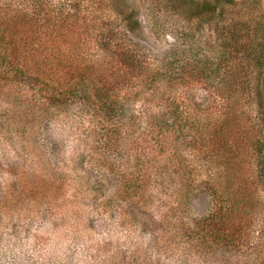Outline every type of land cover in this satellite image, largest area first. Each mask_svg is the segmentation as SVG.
I'll list each match as a JSON object with an SVG mask.
<instances>
[{"label":"rangeland","instance_id":"1","mask_svg":"<svg viewBox=\"0 0 264 264\" xmlns=\"http://www.w3.org/2000/svg\"><path fill=\"white\" fill-rule=\"evenodd\" d=\"M40 1L43 5L44 0H0V23L16 41L9 55H16L22 68L15 73L8 67V76H0V264H264V64L253 65L241 110L234 113L214 85L195 75L191 82L186 76L191 72L183 68L186 60L217 57L221 17L240 24L251 15L264 36V0H229L220 15L208 18L197 14V7L206 1L217 8L226 0H46L64 8V15L85 13L80 20L88 27V15L119 13L120 23L110 24L121 32V42L143 55L146 73L161 61L177 66L174 76L183 79H174L170 99H204L193 105L199 108L196 128L170 130L140 160L122 137L118 149L100 144V124L89 119L78 97L49 96L64 83L54 80L48 96H38V85L25 80L22 71L36 70L29 56L34 49L44 47L45 62L64 67L57 60L76 45L81 30L68 17L73 32H56L64 15L38 9ZM31 13L41 16L38 29L46 42L39 45L35 26L18 21ZM107 21L103 17V24ZM97 43L84 44L94 67L105 55L112 58L111 51H96ZM22 47L25 53L18 50ZM235 54L245 65L256 50ZM119 68L116 62L105 71L115 85L114 106L120 113L123 108L137 113L138 99L126 97L131 90L113 79ZM146 90L143 97L154 100ZM151 103L145 105L157 113ZM187 112L194 115L191 108ZM117 119L125 122L123 114ZM115 173L144 175L135 187L138 196L127 194L122 202V178L114 180ZM220 209L227 218L215 217Z\"/></svg>","mask_w":264,"mask_h":264},{"label":"trees","instance_id":"2","mask_svg":"<svg viewBox=\"0 0 264 264\" xmlns=\"http://www.w3.org/2000/svg\"><path fill=\"white\" fill-rule=\"evenodd\" d=\"M227 3H229V0L218 3L220 7L216 8L212 2L204 1V3L197 7L196 10L199 12L197 14H203L205 18H208V15L218 16ZM35 6L41 10H46V8H51L53 11L60 10V16L64 15L61 12L64 8L56 7L52 2L47 3L46 0L43 1V5L42 1H40ZM73 6L76 7L75 5ZM80 9L81 7H77L78 11H80ZM117 14L119 13H96L97 16L99 15L96 22L94 18L96 15L94 16L92 14V17L88 15L89 23H92V27H88V25H85L80 20L85 17V13H66L64 15V20L56 25V32L65 29L71 34L73 28H75V26L69 25L68 19L71 17L81 30L77 34L78 36L75 37L74 42L76 45L72 48H68V50L64 52L63 57L57 60V63L64 65V67L57 66L56 64L51 65L54 64L53 62H50L51 64L49 62L46 63L45 55L42 50L43 47L42 49H34V52H36L35 55H29L34 57V63H37L35 66L36 70L31 69L32 75L34 76L30 75L31 73L27 74L24 71L22 72L27 83L30 82L38 85V96H48L46 95V91L54 85L50 82L58 80L60 83H64V86H61L58 91L56 89L49 96L54 98L56 94L60 96L64 93H68V96L72 99L78 97L82 106H84V112L89 114V119L100 124L99 134L100 136H104V142L100 144H102L106 150H108L110 146H112L113 149H118L116 147L117 144H119L117 137H122L123 140L132 143V147H129L130 151L131 153L132 151L135 152L133 156L140 160L141 157L148 156L147 152H150L149 150L153 148L154 144L157 145L159 142L163 143V139L170 130L172 134H180L182 133V125L188 124L190 128H196L199 118L197 111L199 108L193 107V105H202L204 99L193 103L182 98L181 101H178L176 98L170 99V90H172L174 79H183L180 77V73L174 76L173 72L177 69V66L172 64V60L165 62L161 61L160 65H156L155 68L153 67L146 73L144 71V69L146 70V65H144L142 61L143 55L138 53L135 48L128 46L129 43L121 42L120 38H118L121 32L117 34L118 31H116V28L114 29L110 24L113 20H118V23H120L116 16ZM103 17L108 19L104 24L102 22ZM32 18L34 22L29 23L28 21ZM40 18V13H31V16L28 15L24 20L22 16L18 18V21L22 22L24 25L33 24V26H35L38 45L39 41L46 42L44 35L41 34V31L38 29L37 22ZM231 22L232 23L223 21L222 17L220 19V35L223 39L220 41L221 50L213 61L202 62L186 60L183 62V68L193 73L186 75L187 78H190L191 82L197 81V78L193 77V75H195L200 78H205L209 83L208 87L214 85L217 88V91L220 92V98L229 109L228 113L241 110L239 107L241 106L240 102L246 94L251 79L249 75L252 74L253 65L257 66L258 64H264V36H262L256 28L259 22H256L251 15L242 18L240 24H237L238 22ZM97 23L100 24V27L96 25ZM80 24H82V27ZM119 28L121 29L120 31H122L124 27L119 26ZM89 29L91 32L88 31ZM7 32L8 28L0 23V76L3 75L6 77L8 76L6 72L8 67L15 73L22 69L19 64L14 62L17 56L15 55L13 57L16 58H13L9 55V50H11L10 47L14 46L16 41L13 40ZM217 34L219 35V31ZM259 35H261V38H257ZM91 40L100 44L99 46L97 43L99 47L96 51H111L112 58H109V60L105 55L99 67H94L87 59L88 52L84 44ZM259 41H262V43H259ZM45 47H49V45ZM18 50L25 53L26 48L22 47L21 50ZM254 50H256L255 55H253ZM238 52H249L253 55L252 60L243 65L244 62L241 61L240 58L235 57V53ZM114 58H116L115 61H112L111 59ZM116 62H119L121 66V68H119L120 75L118 76L116 74V71H119L116 70L113 74V76L116 74V77L113 79L114 81L117 79L119 80V78L122 79L124 82V91L131 90V93L126 94V97L131 96L133 100L138 99L140 102L138 105L140 110L137 113L129 108L121 109L124 112L120 113V110L118 111L120 106H114L116 101L113 99L115 93L112 90H115V85L110 80L109 75L111 76V74L105 73V71L109 72L112 63ZM116 68L118 69V67ZM160 83H163V87H161ZM146 89L157 92L156 94L152 92L154 100L147 99L148 96L143 97L144 94H146ZM131 98H127L126 100L132 101ZM152 101L155 103H151ZM145 102L146 104L151 103L154 108H157V113L153 111L152 107L147 108L148 106L145 105ZM189 108H191V112L194 115H190L187 112ZM120 114H123L125 118V122L121 124H119V119H117V116H120ZM137 116H139V121ZM173 118L175 119L174 125H170ZM137 121L138 125L136 126ZM116 173L114 174V180H116V177L119 179L122 178L121 186H119V190L122 194L121 201L124 202L127 194H130L129 196L132 197L138 196L136 193H139V191L135 187L136 185L140 186L144 179V175L137 174L134 177L128 178L126 175H118ZM133 181L135 182L133 183ZM230 209L231 208L227 207L224 210L231 211ZM227 214L228 213L220 209V213L215 217H221L223 220L227 218Z\"/></svg>","mask_w":264,"mask_h":264}]
</instances>
